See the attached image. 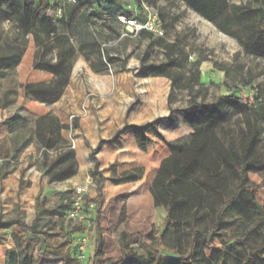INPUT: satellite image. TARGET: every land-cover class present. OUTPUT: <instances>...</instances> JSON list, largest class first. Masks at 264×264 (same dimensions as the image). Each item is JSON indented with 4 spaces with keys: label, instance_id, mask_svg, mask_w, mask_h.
<instances>
[{
    "label": "rangeland",
    "instance_id": "374dc122",
    "mask_svg": "<svg viewBox=\"0 0 264 264\" xmlns=\"http://www.w3.org/2000/svg\"><path fill=\"white\" fill-rule=\"evenodd\" d=\"M231 1L236 6L257 12L259 18L254 22L258 23L259 36L263 34L264 0ZM14 2L15 0L0 1L2 12L10 17V19L4 18L0 13V49L8 50L16 40L21 42L28 40L27 53L35 54L37 51L41 53L43 46L34 42L33 33L29 34L28 39L22 38L18 19L11 15L10 6ZM124 2L126 9L135 13L140 22L145 23L149 18L154 20V28L158 33L142 35L134 32L133 28L121 24L118 16L124 14V10L118 5L108 3L107 0H99L95 8L83 7L81 0H51V4L58 6L54 19L57 35L68 38V46L74 50L70 56V66L73 71L69 78L71 79L74 74L79 80H83L88 92L87 109L79 116H71L67 121L68 124L64 126L68 130L70 140L74 141L78 152H83L88 164V173L85 174L86 183L93 177L96 161L101 164L100 171L107 179L133 174L141 169L144 171V179L141 182L127 188L124 195L115 196L113 209L103 221L106 259L112 258L117 253V234L121 230H135L141 224L142 216L145 215V213L129 214L126 223L120 224L121 209L135 197L147 196L159 169L155 164L138 167V159L130 149L122 154H107V156L101 150L96 153L95 160H91L92 153L100 144L97 138L101 135L105 136L107 122L114 120L115 123H120L124 120L125 125L130 126L150 123H141L143 118L135 119L132 113L129 114L139 98L145 99L147 96L146 99L152 106L146 113H151L150 118L157 119L164 113L177 111L176 115L182 123L176 127L166 126L162 130L166 141L175 142L187 137L191 132L183 119L182 111L189 110L195 102L208 109L225 100L228 119L217 132L227 144L234 142L240 149L242 138L248 132V121L256 124L258 111H261L264 117V57L248 54L236 39L223 34L197 13L187 0H125ZM77 12H80L78 19L73 23V16ZM249 23L244 25L247 26ZM241 26L242 23L238 25ZM53 38L49 40L50 44L53 43ZM245 42L247 43V40ZM60 46L57 44L53 46L49 54L51 58H54V54L63 47ZM172 61L180 63L181 66L170 71V78L135 77V74L144 67H159ZM44 80L51 81L47 77ZM1 82L2 80L0 84H3ZM1 97L0 95V133L4 136L6 131L13 127L10 122L17 112L12 107L4 108L6 103ZM154 119L151 121L153 122ZM93 120L96 122L95 132L92 130ZM258 127L260 142L256 154L261 158L264 156V121H261ZM120 129L122 128L119 125L117 132ZM46 149L45 157L49 156L54 160L60 147L52 148L53 150ZM154 155L152 152L151 155L147 154V157L142 156L141 163L146 160L154 162ZM62 168L63 166L57 164L56 170L61 171ZM262 174L250 170L245 172L246 183L241 200L247 198L246 195L253 190L257 204L264 206ZM222 178L224 191L232 197L239 187L237 177L224 171ZM93 179L94 186L91 187L89 194L94 199L96 181L95 178ZM107 184L110 185L111 182L107 180ZM109 198V193L105 190L101 212L106 210ZM40 201L50 213L42 214L39 230L52 234L62 229L72 243L70 264H93L95 246L91 241L90 225L91 219L96 217V211L91 209L90 212H85L80 225H73L67 217L68 209H61L58 198L56 200L52 198L45 203L42 199ZM218 203H220L219 198L213 192H207L203 210L186 218L182 216L172 218L170 226H167L166 208L161 205L154 209L150 223L156 226L158 234L152 244L154 247L163 244L160 251L166 263L175 264L174 262L186 252L191 243L196 244L193 261L197 264H219L222 256L217 250L221 249L228 253V263L248 264L244 245L255 250L262 248L261 218L244 216L238 210L241 206L234 205L222 216L218 227L215 214L211 210V207L217 206ZM19 208L18 206L12 211L4 210L3 207L0 209V218L6 217L4 220L1 218L0 221V264H62L60 261L37 260L36 248L25 243L15 223L16 220H20L31 225L36 215L35 206H24L21 214ZM79 227H83L85 231L75 234L74 229ZM224 237L230 246L228 248L224 245ZM83 240H86V243ZM132 254L136 260L135 264L153 263L152 255L144 249L133 247ZM261 256L264 257V254ZM255 264H264V262L256 260Z\"/></svg>",
    "mask_w": 264,
    "mask_h": 264
},
{
    "label": "trees",
    "instance_id": "16d2710c",
    "mask_svg": "<svg viewBox=\"0 0 264 264\" xmlns=\"http://www.w3.org/2000/svg\"><path fill=\"white\" fill-rule=\"evenodd\" d=\"M1 1V0H0ZM83 7L95 8L99 0H81ZM108 3L118 5L124 10V16L128 19L136 17L135 13L126 9L125 0H107ZM192 4L193 9L203 18L213 24L223 34L236 39L239 44L246 49L248 54L257 57H264V33L257 31L258 23L254 22L259 17L257 12L246 7L223 5L217 11L213 10L212 3L218 0H187ZM11 15L18 19L22 38L28 39L29 34L33 33V40L36 44L43 46L40 53H35L33 69L35 72L43 74L51 81L46 80L39 83L36 87L27 84L22 88L21 95H26L30 101H38L44 104H54L61 96L69 83L70 68L67 66L70 56L74 53L68 46V38L58 36L55 26V15L58 6L51 4V0H15L10 6ZM264 12V10H262ZM4 18L10 19L4 14ZM80 12L73 16V23L78 19ZM5 15V16H4ZM138 18V17H137ZM250 22V23H249ZM242 23L241 27L238 25ZM244 23H249L247 26ZM147 35L149 32H140ZM53 38V43L49 40ZM261 37V38H259ZM261 39V40H259ZM247 40V43L245 42ZM28 40L21 42L16 40L14 45L8 50L0 49V79H4L10 70L17 68L21 63L22 56L27 53ZM62 45L59 49L56 61L53 62L51 56L54 45ZM1 45V40H0ZM61 47V46H60ZM67 47V48H65ZM113 62V61H112ZM181 66L180 63L172 61L159 67L148 66L140 69L136 78H170V71ZM225 99V98H224ZM27 109V107H26ZM32 115H41L40 109H27ZM172 110L168 117H160L153 122L142 126L125 125L120 129L112 140H102L98 148L92 153L91 160H95L96 153L100 152L107 144H115L120 147L119 139L122 134L130 132L134 143L142 155H147L152 147L157 146L154 159L160 162L158 174L153 185L148 191L147 196H139L132 199L121 209L119 216L120 224L126 223L127 215L136 213L143 214L141 224L133 231L121 230L116 237L117 253L110 259L105 255V237L103 221L107 214L113 209L116 197L122 196L126 191L117 188L130 185L135 186L144 179L143 169L137 170L133 174L122 177L105 178L100 171L101 164L96 161L92 178L96 181V197L91 198L90 194L84 197V211L90 212V206H94L96 217L91 219L90 231L91 241L95 246L93 264H135L136 260L132 254V248L144 249L152 255V264L166 263L159 247L153 246L158 230L150 221L153 218L155 208L163 205L168 214L167 226H170L172 218L188 217L205 208L206 193L213 192L220 200L217 206L211 207L215 214L216 223L220 227L222 216L234 205L241 214L249 217H260L263 227L262 238L263 246L260 250H255L244 245L248 257V264H255L256 260L264 262V206H259L256 202L255 191L250 190L247 198L242 199V193L246 183L245 172L253 171L263 173L264 180V156L259 158L256 154L257 145L260 142L259 123L264 121L261 111H258L256 124L248 121V132L242 138L240 149L234 142L228 144L218 135V128L228 119L227 106L224 101L216 106L206 109L196 102L187 111H182L185 123L191 129L187 137H183L175 142H168L162 135V130L166 126H174L182 123V120ZM167 154V157H164ZM228 171L237 177L239 182L238 189L232 197L228 196L222 187V174ZM74 175L73 165L56 178H68ZM204 179L205 182H204ZM109 180L113 186L109 194L108 206L106 210L100 211L101 205L105 200V185ZM23 182L20 188H23ZM249 191V190H248ZM107 194V193H106ZM119 195V196H118ZM113 196V197H112ZM116 196V197H115ZM242 201L240 203L239 201ZM63 204V203H62ZM66 208V206H62ZM92 209V210H93ZM35 218L31 225L20 220H16V226L20 235L27 245L36 248V258L39 261H60L62 264H70L71 240L62 229L56 233L41 232L39 222L42 214L50 213L43 207L42 201H37L35 205ZM0 221L1 218H0ZM85 231L83 227L75 228V234ZM167 231L165 232V234ZM164 234V235H165ZM224 245L228 248V241L223 239ZM196 244L191 243L186 252L177 259L175 264H197L193 261ZM222 256L219 264L228 263V253L225 250H217ZM168 262V260H167ZM211 264V263H207Z\"/></svg>",
    "mask_w": 264,
    "mask_h": 264
},
{
    "label": "crops",
    "instance_id": "0c3cea01",
    "mask_svg": "<svg viewBox=\"0 0 264 264\" xmlns=\"http://www.w3.org/2000/svg\"><path fill=\"white\" fill-rule=\"evenodd\" d=\"M225 4L236 6L231 0H218L212 3L213 10L217 11ZM56 56L57 54H54L53 62L56 61ZM34 61L35 54L25 53L21 58L20 65L10 70L6 78L0 79L3 81L1 82L3 84H0V95L6 103L4 108L12 107L17 112L12 117V122H10L13 127H10L4 136L0 133V209L3 207L4 210L11 209L12 211V209H17L19 206L20 214L23 212L24 206H35L40 199L45 203L52 198L54 200L58 198L61 209H66L62 208L63 200L76 187L87 186L88 184L85 179V174L88 173V164L84 154L82 151H77L74 141L69 138L67 128H64L71 116H79L83 110L87 109L88 92L85 84L83 80H79L72 73L74 78H69V83L64 89L63 95L56 103L49 105L38 101H30L26 95H21L22 88L27 84L38 87L39 83L45 81L43 74L34 71ZM70 61L71 59L68 60L67 66L70 68L71 74L73 70ZM146 98H139L129 112V114L132 113L135 119L143 118L141 123L152 122L151 120L154 119L150 118L151 113L146 114L147 109L152 107L150 101ZM121 103H123V100H121ZM26 107L27 109H40L42 113L41 115H32ZM121 114L124 115L122 110ZM168 116L169 113H164L160 117ZM145 117H148V119ZM117 118H119V115ZM95 124L96 122L93 120L92 130L94 132L97 129ZM119 125L123 128L125 125L124 120H121L120 123H115L114 120L107 122L105 136L101 135L97 138V142L100 143L101 140L113 138L117 129H119ZM119 142L120 147L115 144H107L101 152L106 156L107 154L118 155L130 149L133 151L134 157L138 159V167L141 165L148 167L151 164H155L156 168L159 167L163 158L155 159L154 162L146 160V162L141 163L142 156L147 157V155H142L139 152L130 132L122 134ZM57 147H60V149L56 152L57 155L54 160H51L53 158L49 156L45 157L46 148L53 150L52 148ZM157 148L158 145L152 147L148 155H151L152 152L155 154ZM164 157H167V154ZM57 164L63 166L61 171L56 170ZM71 164L73 165V176L56 178ZM22 182L24 187L20 188ZM130 187L133 186L126 185L117 188V190L127 191V188ZM105 190L109 194L113 190V186L108 185L107 181ZM43 207L45 210L47 209L45 205ZM1 218L4 220L6 217Z\"/></svg>",
    "mask_w": 264,
    "mask_h": 264
},
{
    "label": "built area",
    "instance_id": "2783aa9c",
    "mask_svg": "<svg viewBox=\"0 0 264 264\" xmlns=\"http://www.w3.org/2000/svg\"><path fill=\"white\" fill-rule=\"evenodd\" d=\"M118 20L121 24L133 28V31L136 33L143 31L158 33V30L154 28L155 21L150 18L145 23H142L137 16L133 19H128L124 15H119ZM74 148L75 147L73 146V149ZM93 186L94 179L89 178L87 186L83 185L76 187L75 190L63 200V205L66 206V210L68 209L67 217L73 225H80V222L83 219V214L85 213L84 197L90 193L91 187ZM90 208L93 209L94 206L91 205ZM83 242L86 243V240H83ZM81 248L83 249V247Z\"/></svg>",
    "mask_w": 264,
    "mask_h": 264
}]
</instances>
